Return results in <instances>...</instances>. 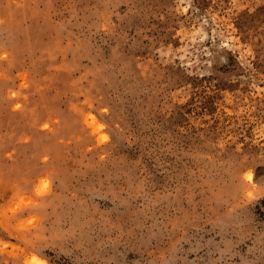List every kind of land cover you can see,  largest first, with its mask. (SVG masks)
<instances>
[{
	"label": "rangeland",
	"instance_id": "obj_1",
	"mask_svg": "<svg viewBox=\"0 0 264 264\" xmlns=\"http://www.w3.org/2000/svg\"><path fill=\"white\" fill-rule=\"evenodd\" d=\"M0 264H264V0H0Z\"/></svg>",
	"mask_w": 264,
	"mask_h": 264
}]
</instances>
